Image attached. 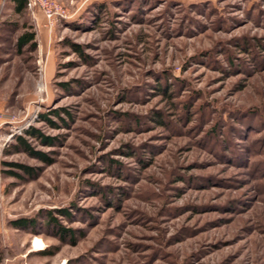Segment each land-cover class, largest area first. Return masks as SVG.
<instances>
[{
    "label": "rangeland",
    "instance_id": "rangeland-1",
    "mask_svg": "<svg viewBox=\"0 0 264 264\" xmlns=\"http://www.w3.org/2000/svg\"><path fill=\"white\" fill-rule=\"evenodd\" d=\"M55 1L69 19L46 48L29 9L0 39V112L17 122L0 209L37 230L11 233L14 253L264 264V0ZM23 26H35V50H18ZM18 136L45 160L14 148Z\"/></svg>",
    "mask_w": 264,
    "mask_h": 264
},
{
    "label": "trees",
    "instance_id": "trees-1",
    "mask_svg": "<svg viewBox=\"0 0 264 264\" xmlns=\"http://www.w3.org/2000/svg\"><path fill=\"white\" fill-rule=\"evenodd\" d=\"M197 5V4H196ZM106 5H101L99 6V11L100 10H104ZM254 7L257 6L256 4L253 5ZM252 6V7H253ZM251 8H249V11H251ZM5 9H10V11L12 13H15L17 15H23L25 14V12L29 9L28 6V0H8L5 6ZM255 9V8H254ZM30 10V9H29ZM12 22L10 21H3L0 24V39H1V33L8 31V30H16V31H20V29H22V27H20L17 23L11 25ZM26 28L27 31L24 32L23 34H21L18 39H17V48L18 50H22L24 47L29 46L31 49H36L38 46L37 43V30L35 31V26H31V27H26L23 26V28ZM24 28V29H25ZM57 116H59V114L56 113ZM230 121V119H228V122ZM160 123H162L161 121H159ZM219 122L223 125H226L228 122H225L223 119V116H219ZM24 135L28 136V137H40L39 135V131L33 128H30L29 130L24 132ZM16 141L18 142L14 148H16L17 150L22 149L24 151H27L29 154L35 155L37 156L39 159L45 160L44 155H42L41 153H34L33 150L31 149V146L28 142V140H26L25 136H18L16 137ZM21 169L27 170V168H25L24 166H18ZM12 175L15 176H19L18 174H14V173H10ZM61 214L63 215H68L65 211L60 210ZM51 214V213H50ZM51 216V215H50ZM51 220H49L50 224L51 222L56 225L57 222L55 220V218L50 217ZM36 223L35 221H33V219H18V220H12L11 222H9V226L14 228V229H18V230H23V231H29L31 233H37V230H33L35 227ZM57 228H60V232L62 233H67L69 231L63 229L62 227H60L58 224L56 225ZM31 229V230H29ZM61 234V233H60ZM40 254L42 255H48L45 251L40 252Z\"/></svg>",
    "mask_w": 264,
    "mask_h": 264
},
{
    "label": "crops",
    "instance_id": "crops-1",
    "mask_svg": "<svg viewBox=\"0 0 264 264\" xmlns=\"http://www.w3.org/2000/svg\"><path fill=\"white\" fill-rule=\"evenodd\" d=\"M7 1L8 0H5V2H3V0H0V5L2 7H5ZM5 11L6 12L3 14V16H1V19L4 20L0 21V24L3 21H5V19H7L10 15H12L10 9H5ZM35 11L36 12L34 13V21L38 32V37L40 39V45L44 49V47L46 48V45L48 44V38L50 36V32L45 27V19L43 14L39 10H35ZM9 129H11V127L9 126H5L2 129H0V154L5 145L4 143L5 138L11 131ZM0 181H1V173H0ZM16 232L19 231L10 227L8 223H6V221L4 220L3 212L0 209V264H15V261H17L18 259H21L20 264H23V261L24 264H28L27 263L28 257L32 253H35V251H37L33 249V252L30 251L31 253L27 252L20 255L15 254L12 247L13 245L11 243V233H16Z\"/></svg>",
    "mask_w": 264,
    "mask_h": 264
},
{
    "label": "built area",
    "instance_id": "built-area-1",
    "mask_svg": "<svg viewBox=\"0 0 264 264\" xmlns=\"http://www.w3.org/2000/svg\"><path fill=\"white\" fill-rule=\"evenodd\" d=\"M3 2H5V0H3ZM28 6L32 12L39 10L43 14L45 27L49 30L50 34H52L57 23L69 19L67 9L55 0H28ZM16 123L15 118H13L9 113L0 112V129ZM12 129L11 132H14ZM12 136L13 134L9 135V137Z\"/></svg>",
    "mask_w": 264,
    "mask_h": 264
},
{
    "label": "bare ground",
    "instance_id": "bare-ground-1",
    "mask_svg": "<svg viewBox=\"0 0 264 264\" xmlns=\"http://www.w3.org/2000/svg\"><path fill=\"white\" fill-rule=\"evenodd\" d=\"M43 247V242L40 239H36L34 242V248L35 249H41Z\"/></svg>",
    "mask_w": 264,
    "mask_h": 264
}]
</instances>
